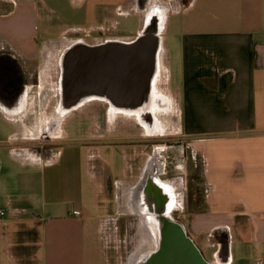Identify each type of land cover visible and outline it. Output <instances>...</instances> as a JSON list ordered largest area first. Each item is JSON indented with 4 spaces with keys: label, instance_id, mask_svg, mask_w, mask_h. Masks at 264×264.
Returning <instances> with one entry per match:
<instances>
[{
    "label": "crops",
    "instance_id": "obj_1",
    "mask_svg": "<svg viewBox=\"0 0 264 264\" xmlns=\"http://www.w3.org/2000/svg\"><path fill=\"white\" fill-rule=\"evenodd\" d=\"M149 20L161 38L153 87L185 121V173L144 129L152 141L108 146L124 164L101 198L99 172L112 163L97 137L71 138L55 121L77 109H62V58L77 44L131 42ZM0 53L16 56L26 79L16 102L0 101V264H110L120 217L154 232L159 212L185 216L211 264H264V0H0ZM52 53L56 78L45 83ZM192 182L203 187L199 208L187 201ZM213 234L224 244L209 245Z\"/></svg>",
    "mask_w": 264,
    "mask_h": 264
},
{
    "label": "water",
    "instance_id": "obj_2",
    "mask_svg": "<svg viewBox=\"0 0 264 264\" xmlns=\"http://www.w3.org/2000/svg\"><path fill=\"white\" fill-rule=\"evenodd\" d=\"M160 46L159 30L149 20L131 42L71 47L63 57L62 109H75L88 100L101 99L116 110H145L151 101ZM152 221L156 248L137 264H211L182 224L162 212Z\"/></svg>",
    "mask_w": 264,
    "mask_h": 264
},
{
    "label": "rangeland",
    "instance_id": "obj_3",
    "mask_svg": "<svg viewBox=\"0 0 264 264\" xmlns=\"http://www.w3.org/2000/svg\"><path fill=\"white\" fill-rule=\"evenodd\" d=\"M71 42L65 44L66 47H70ZM47 57L46 62L49 68H46V70H43L42 73V81H48L50 83V79L56 78L55 76V69H56V59H58L57 54H53L52 56H45ZM42 61V60H39ZM50 63V64H49ZM57 70V73L60 71ZM62 74V72H61ZM159 75V73H158ZM58 76V77H59ZM46 83V82H45ZM59 90V87H57ZM55 86H45L43 87V93H51L53 91H58ZM182 90V88H180ZM166 91V88H162L160 86L155 85L153 87L152 95H151V101L148 105V109L151 112L156 113V117L159 119L158 121V130L160 135L159 141H157L156 144L161 149L166 148V153L168 156L172 159L171 164L172 166L176 164V172L178 175L181 176L185 173V170L182 168L184 163V151L182 150V144H186V139L180 136V133L184 130V122L183 119L180 117V111L179 107L175 103H170L166 101V99L161 98L157 96L158 92ZM47 91V92H46ZM57 93V92H56ZM158 101L162 103L159 104ZM59 105V104H58ZM163 106V107H162ZM181 109L183 108L184 104H181ZM58 106L53 107V112H58ZM52 112V114H54ZM112 107L109 105V103H106L105 101L100 99H91L83 104H81L72 114L66 115L62 120L60 119V116L58 113H56L55 121L59 120L58 122L65 124L64 126V132L68 129L69 132L66 134L69 135L71 138H77L79 140H86L91 135H95L97 137V140L93 142L98 143L97 145H100L102 149V156L103 159H105L106 162L112 163V170L110 174L107 171H104L102 169V172H99V175L103 177V181H105V186L103 188V194L101 195V198L105 197H111L109 194V181L112 183V177H117L120 173V168L123 166L124 161L123 157L120 155L114 154L116 152L115 150L111 149L109 152L107 149L110 144L113 143H132V144H146L151 140L146 135V132L144 129V125H141L139 122V117L133 114L129 113H113ZM59 116V117H58ZM76 121V125L74 127L68 128V124L71 125V121ZM52 121V120H50ZM54 121V119H53ZM62 121V122H61ZM35 123V122H34ZM32 122V124H34ZM62 125V124H61ZM67 127V128H66ZM147 130V129H146ZM148 131V130H147ZM57 136L63 135V129H61L59 123L57 128ZM42 136V135H41ZM92 137V136H91ZM46 137L42 136L40 137L41 142L47 141L49 139H45ZM66 139V138H65ZM92 142V143H93ZM174 144H180V145H174ZM95 145V144H93ZM173 145V146H172ZM175 147V148H173ZM180 147V148H178ZM188 152V151H187ZM129 157V156H128ZM97 165V163L95 164ZM182 166V167H180ZM180 168V169H179ZM197 171V172H196ZM195 173L191 172V174H195V178H199L200 173L199 170H196ZM108 174H105V173ZM183 192V190H182ZM179 196L181 192H178ZM109 195V196H108ZM188 198L187 201H190V204L196 207H200L203 205V187L196 182H192L188 184ZM198 208H196L198 210ZM193 212V211H191ZM107 213L103 216H106ZM112 215L117 216V214L114 212ZM122 218V224L118 226V234H116V237L111 238V243L108 244V252L110 254V264H126L125 260L128 259L126 256H131L133 254L140 255L138 260L143 258L146 254L153 251L156 248V242H155V233L151 230H137L133 227H131L129 224L125 223L127 220L126 218ZM126 219V220H125ZM177 222L182 224L183 221H186L185 216H175L174 218ZM216 234V233H215ZM213 234L211 237L208 238V244L209 245H216L217 242L220 241V237ZM108 239V237L106 238ZM108 241V240H107ZM117 248V249H116ZM200 249V248H199ZM131 254V255H130ZM207 258L211 259V255L206 254ZM122 258V263L117 262L116 258L118 257ZM206 258V257H205ZM129 264V262H128ZM135 264V263H133Z\"/></svg>",
    "mask_w": 264,
    "mask_h": 264
},
{
    "label": "flooded vegetation",
    "instance_id": "obj_4",
    "mask_svg": "<svg viewBox=\"0 0 264 264\" xmlns=\"http://www.w3.org/2000/svg\"><path fill=\"white\" fill-rule=\"evenodd\" d=\"M61 63L63 64V58H62ZM62 73H63V68H62ZM25 82H26V79L21 69V63L19 59L16 56H13L8 53H0V101L5 102L7 101V99H10L8 100L10 103L16 102L21 96ZM104 101L106 103H109L106 100H103V102ZM158 103L162 105L161 101L160 102L158 101ZM109 105L111 106L110 103ZM112 109L116 110L113 107ZM117 111H120V110H117ZM121 112H124V111H121ZM125 113L138 116L140 124L144 125V127L148 131H158L159 133L158 121H156L155 119L156 118L155 112H151L148 108H146L145 110L139 111V113H137V111L136 112H125ZM174 145H180V144H174ZM181 146H182V150L184 151L183 153L185 156L187 154L186 144H182L180 145V147ZM220 241L222 244H224L225 239H220Z\"/></svg>",
    "mask_w": 264,
    "mask_h": 264
},
{
    "label": "bare ground",
    "instance_id": "obj_5",
    "mask_svg": "<svg viewBox=\"0 0 264 264\" xmlns=\"http://www.w3.org/2000/svg\"><path fill=\"white\" fill-rule=\"evenodd\" d=\"M63 111H65V110H63ZM137 113H139V111H137Z\"/></svg>",
    "mask_w": 264,
    "mask_h": 264
},
{
    "label": "built area",
    "instance_id": "obj_6",
    "mask_svg": "<svg viewBox=\"0 0 264 264\" xmlns=\"http://www.w3.org/2000/svg\"><path fill=\"white\" fill-rule=\"evenodd\" d=\"M2 215V213H0ZM76 214V213H75Z\"/></svg>",
    "mask_w": 264,
    "mask_h": 264
}]
</instances>
